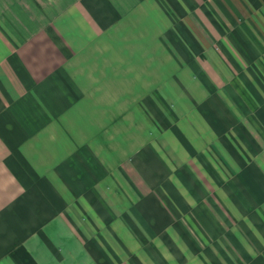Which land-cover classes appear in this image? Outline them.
I'll list each match as a JSON object with an SVG mask.
<instances>
[{
    "label": "crops",
    "instance_id": "obj_1",
    "mask_svg": "<svg viewBox=\"0 0 264 264\" xmlns=\"http://www.w3.org/2000/svg\"><path fill=\"white\" fill-rule=\"evenodd\" d=\"M0 264H264V0H0Z\"/></svg>",
    "mask_w": 264,
    "mask_h": 264
},
{
    "label": "rangeland",
    "instance_id": "obj_2",
    "mask_svg": "<svg viewBox=\"0 0 264 264\" xmlns=\"http://www.w3.org/2000/svg\"><path fill=\"white\" fill-rule=\"evenodd\" d=\"M210 75L212 76L213 75V77L215 78L216 77V71H213L212 69L210 70ZM220 87V89L222 90V89H224V93H225V96L226 97H228V99H229V104L231 105V106H234L233 104H235L234 102H233V100H232V98L230 97V95H228L229 93H228V90H227V85L226 84H222V85H220L219 86ZM227 94V95H226ZM162 103V110H161V112H162V114H166L167 113V110H168V107H167V102H161ZM149 103L148 102H146V105H148ZM227 104V103H226ZM130 106H131V104H130ZM155 110H157V109H154V111ZM130 111H132V110H130ZM146 112H149V111H147L146 110ZM158 111H156V113H157ZM146 117V116H145ZM166 117V116H165ZM164 117V115H161V122L162 123H164V120H166L167 121V117L165 118ZM136 118H134L133 117V115H131L130 114V117H129V120H130V123L132 124V125H134V124H136L137 122H136V120H135ZM145 121H146V123H148V119L147 118H145Z\"/></svg>",
    "mask_w": 264,
    "mask_h": 264
}]
</instances>
